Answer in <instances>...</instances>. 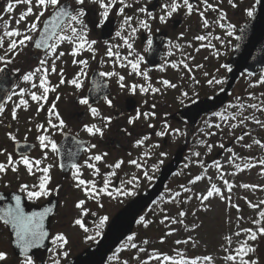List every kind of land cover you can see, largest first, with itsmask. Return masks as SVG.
<instances>
[{
  "label": "flooded vegetation",
  "instance_id": "af4514ba",
  "mask_svg": "<svg viewBox=\"0 0 264 264\" xmlns=\"http://www.w3.org/2000/svg\"><path fill=\"white\" fill-rule=\"evenodd\" d=\"M0 1L1 11L3 1ZM32 1L36 6V0ZM103 2L111 5L107 17L102 15L104 8L91 0H85L83 5L76 4L75 0H60V5L67 6L70 14H75L79 8L85 11L83 48L79 47L82 41L76 39L69 25L78 29L77 35L82 26L70 17L61 22L46 47H35L44 21L55 10L52 7L40 17L39 30L27 34L33 39L26 41V46L9 51L10 41H19L22 36L4 35L0 47V56L5 54V59L0 61V72L6 70L0 78V108H3L0 113V164L5 165L6 171L0 172V217L6 215L9 206L15 208V196L19 195L21 208L27 215L44 213L41 230L46 235L37 246L25 251L18 245L16 229L0 219V252L7 254L0 264H24L27 256L32 257L34 264H54L56 260L59 264H68L85 254L102 238L117 212L149 190L163 167L180 150L183 151L182 162L167 180L164 192L171 186L176 189V184L187 187L193 157L196 153H199L197 158L202 156L198 149L199 139L205 136L209 118H218L226 106L201 116L194 126L179 118L177 113L196 100L211 97L225 88L239 33L260 4V0H232V3L229 0H207V3L189 0L193 5L189 13L183 0H175L180 6L168 16L170 9L165 5H171L173 0ZM140 8L146 11L140 12ZM249 10L253 11L252 16L247 14ZM161 16H165L164 22ZM126 17H131L128 23H125ZM14 27L9 31L20 30ZM60 35L71 39L60 41ZM201 36L203 40L198 39ZM51 45L56 46L54 52ZM109 49L113 53L111 56ZM41 60L46 63L41 65ZM132 64L137 67L133 69ZM53 66L55 71H52ZM37 68L41 71L37 72ZM261 72L264 73V69L255 76ZM29 73L34 74L33 78L21 87L24 76ZM255 76L244 72L239 81ZM62 78L64 83H60ZM77 78L80 87L71 83ZM210 80L213 83L210 84ZM165 81L175 87L167 86ZM239 81L230 95H234ZM133 85L136 86L134 91ZM44 87L49 88L47 93ZM32 93L46 98L33 100ZM195 95L198 96L195 98ZM81 99H87L88 104H81ZM108 100L112 101L111 105ZM92 108L97 109V115L92 114ZM60 120L64 121L62 129L52 127L59 125ZM86 126H95L102 134H90ZM41 135L55 142L58 151H52L50 144L42 147ZM11 136L16 139L12 140ZM97 155L102 159L95 160ZM9 156L13 163H9ZM22 156L32 161V173L20 162ZM37 160L41 162L39 165L35 164ZM117 163L120 164L118 168L115 167ZM89 164L95 167L90 168ZM49 165L48 195L29 199L27 193L21 191V185H39L46 175L42 169ZM73 165L79 166V173ZM13 166L16 171L12 170ZM77 176L94 182L95 191L100 192L98 199L89 198L90 193L85 190L91 189L92 184L77 187ZM105 184L112 196L102 191ZM30 190L38 189L30 187ZM123 191L135 194L124 196ZM160 198L158 196L151 205ZM81 200L85 202L83 210L76 207ZM105 216L108 220L100 226ZM141 217L144 221V212L138 216L136 225ZM77 219L83 222L84 228L75 224ZM98 231L101 235L95 240L87 239ZM59 234L67 237V245L55 241ZM126 242L123 240L109 253L104 264H119V257L127 248Z\"/></svg>",
  "mask_w": 264,
  "mask_h": 264
},
{
  "label": "rangeland",
  "instance_id": "374dc122",
  "mask_svg": "<svg viewBox=\"0 0 264 264\" xmlns=\"http://www.w3.org/2000/svg\"><path fill=\"white\" fill-rule=\"evenodd\" d=\"M2 1L0 37L4 39L2 31L13 30L14 26L21 33L29 34L27 26L41 9L32 5L33 15L17 24L28 5H15L13 12L8 13L5 10L8 0ZM5 25L9 26L3 28ZM6 52L10 55L8 50ZM27 83L24 80L21 87ZM228 109L232 114L224 120L209 118L212 130L206 127L205 136L199 139L198 149L202 156L193 157L190 191L178 192V184L176 189L171 186L146 211L132 240H127L119 264H180L181 261L186 264H242V260L264 264V234L259 232L264 227V218L260 216L264 212V73L243 79ZM220 149L222 154L214 157ZM207 159L211 161L208 163ZM197 176L201 179L195 180ZM213 184L219 192L202 199L212 190ZM245 229L255 232L256 239H250ZM238 232L240 235H236ZM228 238H231L230 243ZM245 241L254 252L237 256L236 260L226 259L237 255L236 250ZM133 243L135 248L131 247ZM205 257L211 259L205 260Z\"/></svg>",
  "mask_w": 264,
  "mask_h": 264
},
{
  "label": "snow or ice",
  "instance_id": "6c2138e0",
  "mask_svg": "<svg viewBox=\"0 0 264 264\" xmlns=\"http://www.w3.org/2000/svg\"><path fill=\"white\" fill-rule=\"evenodd\" d=\"M76 4L78 5H83L85 3V0H75ZM91 2L93 3H99L101 5L102 8H104V12L102 13V15L104 17L108 16V8L111 6L110 4H105L103 2V0H91ZM121 2H123V0H121ZM26 4L28 5L26 11L24 13H21L20 15V19L16 21L17 24L20 23V21L24 20L26 16L29 15H33V7H32V0H15V3H13V0H8L7 3V7H6V11L8 13L13 12L14 10V6L18 5V4ZM205 3H207V0H205ZM229 3H232V0H229ZM183 4L184 6H186L187 10L189 13L192 12L193 10V5L191 3H189V0H183ZM180 5L177 4L175 2V0H173V3L171 5H165V7H168L170 10L167 12L168 16L172 15V12L176 11L177 8ZM233 6L235 7V4H233ZM36 7L40 8L41 10L39 11V13L35 14V20L27 26L26 32L27 33H32V32H37L38 29V24L40 23V17H42L44 15V12L47 11V9L49 7H52L54 9H57L55 12V15L52 17V20L49 22H46L45 27H44V32L47 34L49 32V27L48 25L51 24L53 28L58 26V22L64 18V17H70V19L76 23H79L82 26V30L79 32V35H77L78 33V29L76 27H73L71 25H69L71 32L73 33L74 36H76L77 40L82 41L79 44L80 48L84 47V31L86 30V26L83 23V19L82 17L85 15V11L83 8H79L75 10V14H70L69 11L67 10L66 7H61L60 6V0H36ZM208 7H212L211 5H208ZM121 12H123V8L120 9ZM140 12H145L146 9L144 8H140L139 9ZM249 16L253 15V11L249 10L247 13ZM150 15V14H149ZM201 15L203 16V13H201ZM131 19V17H126L125 18V23H128V21ZM160 20L162 22L165 21V16H161ZM142 25L144 27H148L146 22H142ZM205 26H207V22L205 21ZM221 27H223V25H221ZM133 32L136 31L135 28L132 29ZM6 36L8 37H20L22 36V39H19V41H17L16 39H12L10 41L9 44V51H14L18 48V46H26L25 42L26 41H32L33 37L31 35H27L24 33H21L19 30H14V31H7L5 33ZM52 35H55V32L52 33ZM117 35H119V32L117 33ZM229 35H231V33H229ZM48 38L50 39L51 36H48ZM58 39L60 41H64V40H70L71 37L69 36H65V35H60L58 37ZM198 39L203 40L204 37H198ZM46 39L41 38V40L36 41L35 42V47L36 48H41L42 45L46 44ZM92 43H95L94 41ZM150 43V42H149ZM3 46V37H0V47ZM50 49L54 52L55 51V45H51L49 46ZM129 48H131V44L128 45ZM62 55V53H61ZM73 55H75V53H73ZM108 55L111 56L113 55L111 49H109L108 51ZM5 59V57L0 56V61H3ZM75 62V61H74ZM46 63L45 60H41L40 64L44 65ZM80 63L82 64H86V61H80ZM133 69H135L137 67V64H132ZM37 72L41 71L40 68L36 69ZM46 71V70H45ZM52 71H55V67L53 66ZM33 73H29L27 75L24 76V80L28 81L31 80L33 78ZM101 75H107V76H111L113 75V73H102ZM121 80H123V77H120ZM220 81H216V83H219ZM60 83H64L63 78L61 79ZM72 84H74L76 87H80V83L78 82V78L77 79H73L71 81ZM167 86L170 87H175V85L170 84L168 81L164 82ZM209 83H213V81H209ZM36 85L33 84V87H35ZM42 86H43V82H42ZM121 87H123V85H121ZM133 91L135 90L136 86L133 85ZM54 90V89H53ZM144 91H146V89H142ZM49 91L48 87H44V92L47 93ZM154 91H159V89H155ZM185 95H187L185 93ZM31 98L33 100L39 101L40 99H44L46 97H42V96H38L35 93H32ZM21 103L23 104H27V101H21ZM81 104H88V100L87 99H81L80 100ZM109 105H111L112 101L108 100ZM55 107V105H53V108ZM252 107H255V105H252ZM3 112V108H0V113ZM92 114L95 116L98 114L97 109L96 108H92L91 109ZM145 116L148 115V113L144 114ZM13 118H15V112L13 113ZM135 119V118H134ZM131 122V121H130ZM49 123L51 124V121H49ZM257 123H259V121H257ZM64 126V121L60 120L59 125H52V127H58V128H63ZM42 127V126H41ZM86 130L90 133L95 135L96 133H100L102 134L101 129L96 128L95 126H91V127H87L86 126ZM160 135H163V133H160ZM12 140H15L16 137L15 136H11ZM240 139H243V137H240ZM39 141L42 147H48L49 144L51 146L52 151H58L57 149V145L55 144V142L49 141L48 137L46 135H41L39 137ZM47 141V143H46ZM256 143H260L259 141H256ZM92 147H95V145H92ZM250 147V145H249ZM106 155V154H105ZM196 155H199V153H196ZM95 160L99 161L102 159L101 156L97 155L94 157ZM26 167L29 173H32V168H33V163L30 160L29 157L27 156H22L21 157V161ZM9 163H13L11 156H9ZM41 162L39 160L35 161L36 165H39ZM132 163H135V161H133ZM264 163V162H262ZM73 167H75L77 169V172L79 173V166L78 165H73ZM88 167L90 168H94L95 166L92 164H89ZM115 167H120V164L117 163L115 165ZM217 167H219V165H217ZM51 168V165H49L48 167H45L42 169V171L46 174L41 182L39 183V185H32L29 186L28 184H23L21 185V191L22 192H26L27 193V197L29 199H33V198H39L41 196H45L48 195V190H47V183L50 181L51 177L47 175V173L49 172V169ZM13 171H16V167L13 166L12 168ZM6 171V167L4 164H0V172H4ZM98 172V169L96 170ZM77 179L79 180V183L77 184V187H80L81 185H85L86 183H90L92 184V188L91 189H85L86 192L90 193V197L91 199H98V196L100 195V192L95 191V184L94 182H86L82 179H79V177L77 176ZM201 177L197 176L195 178V180H200ZM194 182V181H193ZM130 183V182H129ZM225 183H227V181H225ZM31 188L34 189H38V190H30ZM245 187H248V185H245ZM229 190H231V186H229ZM103 192H105L106 194H108L109 196H112L113 194L111 192L108 191L107 189V184H105L104 189L102 190ZM186 191H190V189H186ZM213 192H219V189L216 188V186L213 184L212 185V190L207 192V195L204 196L202 199L206 200L208 199V197H211L213 195ZM118 194H119V190H118ZM122 194L124 196H128V195H134V192H128V191H123ZM15 208H12L11 206L8 207L6 215L0 217V219L4 220V223L7 224H11V226L13 228L16 229V236H17V242L18 245L20 247H22L25 251H28L29 249L37 246L38 242L40 240H42L46 233H44L41 230V221L43 219L44 213H32L31 215H27L24 210L21 208V197L19 195L15 196ZM84 201L81 200L78 202V204L76 205L77 208H81L83 210V205H84ZM264 203V202H262ZM103 205H101L102 207ZM255 207V205L253 206ZM181 215H183V213H181ZM260 216L262 218H264V212L260 213ZM108 220V217L105 216L101 219V224L100 226H103V224ZM141 221L143 222V217H141ZM76 225H79L80 227L84 228V224L80 219H77L75 221ZM145 226H147V224H145ZM85 231H87V229H84ZM246 233L249 234V238L252 240L256 239V233L253 232L251 229H245L244 230ZM259 232L264 234V227L259 229ZM101 235V233L98 231L96 233L95 236H88L87 239L89 240H95L97 236ZM236 235H240V233H236ZM129 240H132V237H129ZM229 243L231 242V238H228ZM55 241H59L62 245H67L68 244V239L66 236H64L63 234H59L55 237ZM145 243H147V241H145ZM177 243H180V241H178ZM184 243H187V241H184ZM247 245V241L244 242V245H242L239 249L236 250L237 255H230L227 256L226 259L228 260H236L237 256H243L246 255L248 252H254L255 249L251 246H246ZM131 247L135 248L136 245L133 243L131 245ZM63 255L66 257L68 255L67 251H65L63 253ZM7 257V254L4 252H0V261L5 260ZM165 260L168 259V257H164ZM205 260H210V257H205ZM24 264H34L33 259L31 256H27L24 260ZM54 264H59V260H56L54 262ZM180 264H186V262L181 261ZM193 264H195V262H193ZM242 264H257V261L253 260V261H249V260H242Z\"/></svg>",
  "mask_w": 264,
  "mask_h": 264
},
{
  "label": "water",
  "instance_id": "95a60500",
  "mask_svg": "<svg viewBox=\"0 0 264 264\" xmlns=\"http://www.w3.org/2000/svg\"><path fill=\"white\" fill-rule=\"evenodd\" d=\"M61 7L67 8L64 4L61 5ZM56 10L44 22L38 37L37 41L41 40V38H44L47 41L46 44L42 45L43 48L46 47L51 39H49L48 36L52 37V33L57 30L58 26L65 19V17L62 18L58 22V26L55 28L49 24V32L46 34L44 32L45 24L52 20ZM230 63L232 65V71L226 88L213 98L200 99L197 102H194V104L180 110L177 114L182 119L187 120L194 125L201 115L212 110L215 111V109L225 104L228 100L229 92L232 91L242 72L248 71L256 73V68H264V0H260V4L254 17L241 29L236 51L233 60H231ZM5 72L6 70L0 72V78ZM219 154L220 152H218L217 155ZM182 155V151H179L173 160L163 168L157 183L145 194L137 197L115 216L101 241L96 244L91 251H88L86 256H79L76 261L69 262L68 264H103L107 254L117 246L121 239L132 232L137 215L145 209L146 206L148 207L151 201L162 192L165 182L181 163Z\"/></svg>",
  "mask_w": 264,
  "mask_h": 264
}]
</instances>
